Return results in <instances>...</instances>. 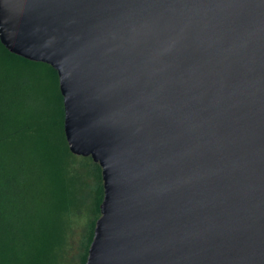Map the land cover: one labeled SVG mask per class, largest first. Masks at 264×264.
I'll list each match as a JSON object with an SVG mask.
<instances>
[{
	"label": "water",
	"instance_id": "1",
	"mask_svg": "<svg viewBox=\"0 0 264 264\" xmlns=\"http://www.w3.org/2000/svg\"><path fill=\"white\" fill-rule=\"evenodd\" d=\"M101 167L84 264H264V0H0Z\"/></svg>",
	"mask_w": 264,
	"mask_h": 264
},
{
	"label": "trees",
	"instance_id": "2",
	"mask_svg": "<svg viewBox=\"0 0 264 264\" xmlns=\"http://www.w3.org/2000/svg\"><path fill=\"white\" fill-rule=\"evenodd\" d=\"M63 118L56 70L0 42V264H56L71 216L85 205L90 233L79 264L86 261L101 167L69 150Z\"/></svg>",
	"mask_w": 264,
	"mask_h": 264
},
{
	"label": "rangeland",
	"instance_id": "3",
	"mask_svg": "<svg viewBox=\"0 0 264 264\" xmlns=\"http://www.w3.org/2000/svg\"><path fill=\"white\" fill-rule=\"evenodd\" d=\"M90 215V209L86 205L72 214L71 230L66 243L57 252L56 264L80 263L90 233Z\"/></svg>",
	"mask_w": 264,
	"mask_h": 264
}]
</instances>
